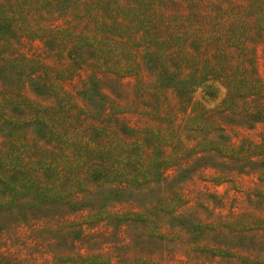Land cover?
<instances>
[{
    "label": "rangeland",
    "instance_id": "1",
    "mask_svg": "<svg viewBox=\"0 0 264 264\" xmlns=\"http://www.w3.org/2000/svg\"><path fill=\"white\" fill-rule=\"evenodd\" d=\"M0 264H264V0H0Z\"/></svg>",
    "mask_w": 264,
    "mask_h": 264
},
{
    "label": "trees",
    "instance_id": "2",
    "mask_svg": "<svg viewBox=\"0 0 264 264\" xmlns=\"http://www.w3.org/2000/svg\"><path fill=\"white\" fill-rule=\"evenodd\" d=\"M256 7H257V5H256ZM256 15H258V14H256ZM71 53V52H70ZM70 59L71 58H73V59H79V54H75V53H73V55L71 56V57H69ZM89 97H90V94H89ZM100 181V180H99Z\"/></svg>",
    "mask_w": 264,
    "mask_h": 264
}]
</instances>
